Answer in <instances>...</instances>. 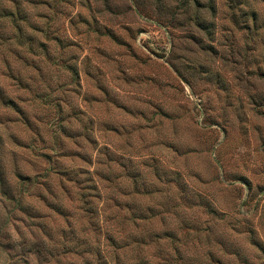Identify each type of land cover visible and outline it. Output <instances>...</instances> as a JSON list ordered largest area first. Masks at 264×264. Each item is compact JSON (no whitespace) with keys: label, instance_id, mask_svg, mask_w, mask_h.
Here are the masks:
<instances>
[{"label":"rangeland","instance_id":"1","mask_svg":"<svg viewBox=\"0 0 264 264\" xmlns=\"http://www.w3.org/2000/svg\"><path fill=\"white\" fill-rule=\"evenodd\" d=\"M49 169L17 222L4 190ZM112 229L145 237L124 264L172 263V235L264 264V0H0V264L111 263Z\"/></svg>","mask_w":264,"mask_h":264},{"label":"trees","instance_id":"2","mask_svg":"<svg viewBox=\"0 0 264 264\" xmlns=\"http://www.w3.org/2000/svg\"><path fill=\"white\" fill-rule=\"evenodd\" d=\"M116 131V130H115ZM104 151L105 152V155L106 153L110 156V160L111 162H113V158H111V156L113 154H117L115 152V150H112V146L109 144V143H106V146L104 147ZM117 151V150H116ZM121 151V150H120ZM122 156H125L122 152ZM45 158H48V155H45ZM49 170H46L44 173H38L37 175L35 176H30V175H22L21 173H19L17 176H18V183H19V191L17 193H10L9 191H5L4 190V193L9 197V200L11 202H14L15 203V209H16V212L20 215H17V222H23L25 220H31L33 219L35 216H37L39 213V211H37V209H34V207L30 206V204L25 200V196L28 198L32 197L33 193L30 192V187H36L35 190H40V193L42 194V191L45 189L49 190L50 187L48 185V183L51 182V175L49 174ZM55 171V169H54ZM59 175V174H57ZM67 175L69 176V180L72 181L73 184H77V181H79V177H77V171H74L73 172H64L63 174H60V177L59 178V183L61 185V187L64 189L65 188V185H66V181H67ZM99 177V176H98ZM121 177V176H120ZM125 177V176H123ZM72 179V180H71ZM100 179L101 181H103L105 183V186H104V190H111V186L110 184H113V182H115V180H113V178L108 174V175H105L104 178H96V180ZM68 180V181H69ZM69 181V182H70ZM2 182V181H1ZM108 184V185H107ZM133 184H136V181H133ZM77 187V186H76ZM5 189V185L3 187ZM29 189V190H28ZM80 192V198L82 199L83 197H85V195L87 194V192L89 191L88 189V186L86 185H80L78 188H77ZM97 193H102L101 192V187L97 186L95 187L94 189ZM35 192V191H34ZM125 196H127V194H124ZM40 197V196H39ZM58 206L59 208H61L59 205H56ZM52 210H55L56 208L53 206L51 207ZM154 210V207H150L149 209H147V211L149 213H151V211ZM57 211V210H56ZM40 214V213H39ZM134 225H135V228L137 227L136 225V222L138 219H141V218H134ZM111 220V216L109 217H106L105 221H110ZM28 226V225H27ZM26 226V227H27ZM30 228V227H29ZM27 229V228H26ZM30 233H27V232H20L18 231L17 234H23V235H29L31 234L32 236H37L38 234H34L33 232L29 231ZM43 233L44 235H48V233H46V231L42 230L40 231V233ZM119 235H121V232L119 230H115V229H112V230H109L107 231L106 233V240L107 242L109 243L110 247L112 248V251L109 252L108 254L111 256V258H113L112 262H105V263H97V264H124L121 262V259H120V251H123V249H129L131 248L132 250H141L139 247H137L138 245H140V242L141 241L143 244H147L146 242H144V239L145 237L142 236L141 239H139L136 235L134 234H130L128 237V240L129 241H125L122 239H119ZM145 235V233H144ZM182 238H185L187 239V236L185 235L184 237L182 236ZM51 239V238H50ZM174 244L176 243L175 246H173L171 248V255H173L175 257V260L172 262V263H169L168 259H166V264H185V260L186 258L188 257L187 255V252L185 251V249L187 248V244L186 243H183L181 242V237L178 235V238L176 237V235H172L171 238H170ZM132 241V243H131ZM128 242V243H126ZM134 243V244H133ZM43 245H39L37 243H35L33 245V243H29V242H25L23 247H21V255L24 257L25 255H36V256H39L41 254H44L43 252L44 251H47V255L49 256V258H56V256H60V251L59 249H55V250H43ZM169 258V256H168ZM29 262V261H28ZM28 262H25V264H28ZM57 262V261H56ZM50 262H48L47 264H49ZM85 264H94L93 262L91 261H87ZM133 264H154L152 261L150 260H147L146 262H144L143 260H139L137 259L136 263H133ZM155 264H164L163 263V260H160V262H156Z\"/></svg>","mask_w":264,"mask_h":264}]
</instances>
